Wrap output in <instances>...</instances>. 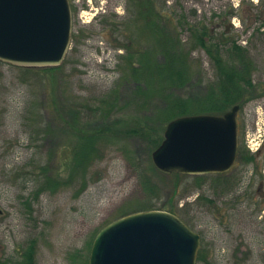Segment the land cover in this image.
<instances>
[{"label": "rangeland", "instance_id": "1", "mask_svg": "<svg viewBox=\"0 0 264 264\" xmlns=\"http://www.w3.org/2000/svg\"><path fill=\"white\" fill-rule=\"evenodd\" d=\"M68 1L71 39L59 66L46 71L0 62L1 256L20 259L22 246L33 239L36 264H88L102 228L130 214L164 211L199 235L196 264H264V95L237 104L238 148L254 155V162L237 159L222 175L159 172L151 162L156 148L150 151L144 141L124 138L147 117L163 140L169 123L161 127L158 97L149 103L126 98L133 82H121L111 114L100 117L87 110L83 122H69L75 105H93L118 80L123 51L115 48L117 29L131 9L128 0ZM158 1L183 24L231 25L233 37L251 56L252 80L264 85V0ZM249 19L254 23L249 25ZM179 33L187 42L184 27ZM189 60L192 73L174 94L184 100L203 98L216 81L214 71L202 50H193ZM101 125L117 139L104 133L85 188L72 183L34 197L41 169L52 170L63 183L83 127Z\"/></svg>", "mask_w": 264, "mask_h": 264}, {"label": "trees", "instance_id": "2", "mask_svg": "<svg viewBox=\"0 0 264 264\" xmlns=\"http://www.w3.org/2000/svg\"><path fill=\"white\" fill-rule=\"evenodd\" d=\"M128 5L131 9L129 18H126L117 29L119 34L115 48L123 51L118 55L120 57L118 80L110 90L97 98L93 105L88 102L75 105L73 111L69 113L71 118L69 122L73 125L83 122L82 114L87 110L100 117L115 111L119 96L117 89L122 81L135 84L133 91L125 95L129 100L140 98L149 103L156 97L160 99L163 107L157 110L161 111L162 128L178 116L221 115L233 105L241 106L248 98L264 95V85L254 83L251 78L253 72V63L249 58L251 56L247 49L238 43V39L233 37L231 25L219 24L208 27L200 24H183V18H177L172 12L168 13L163 3L158 0H128ZM232 15V11L228 13V17ZM250 21L249 19V25L254 23ZM183 27L188 33L185 43H182L179 33ZM195 49L205 52L216 81L210 84V93L203 98L184 100L175 96L174 92L182 89L190 72L192 73L193 67L189 57ZM157 55L162 58L159 63L155 60ZM53 69L49 68L46 71ZM152 126L151 120L145 117L142 126L131 129L128 134H124V138L144 141L149 150L153 151L161 143L162 137ZM83 129L81 143L73 154L67 179L61 183L53 177L52 170L49 172L47 168H42L41 176L37 179L40 181V187L35 191L34 197L41 192L54 193L72 183H78L80 190L85 188L88 182V169L96 160L97 152H101L99 143L107 136L104 133L110 134L106 125L90 129L84 126ZM116 137L108 136L111 139ZM237 159L242 164H249L254 162V155L243 153L238 148ZM34 245L35 241L31 239L22 246V252L17 256L20 257L17 264H36ZM197 259L200 261L199 257Z\"/></svg>", "mask_w": 264, "mask_h": 264}, {"label": "water", "instance_id": "3", "mask_svg": "<svg viewBox=\"0 0 264 264\" xmlns=\"http://www.w3.org/2000/svg\"><path fill=\"white\" fill-rule=\"evenodd\" d=\"M72 30L68 0H0V62L21 68L59 66ZM239 106L223 115H189L170 121L151 153L164 174L228 172L237 147ZM200 237L178 217L145 211L121 217L96 235L88 264H196Z\"/></svg>", "mask_w": 264, "mask_h": 264}, {"label": "flooded vegetation", "instance_id": "4", "mask_svg": "<svg viewBox=\"0 0 264 264\" xmlns=\"http://www.w3.org/2000/svg\"><path fill=\"white\" fill-rule=\"evenodd\" d=\"M250 23H252V22H250ZM0 264H17V260L4 258L0 254Z\"/></svg>", "mask_w": 264, "mask_h": 264}]
</instances>
